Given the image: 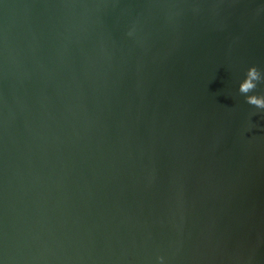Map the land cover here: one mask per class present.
I'll return each mask as SVG.
<instances>
[{
  "label": "water",
  "instance_id": "water-1",
  "mask_svg": "<svg viewBox=\"0 0 264 264\" xmlns=\"http://www.w3.org/2000/svg\"><path fill=\"white\" fill-rule=\"evenodd\" d=\"M253 65L264 0H0V264H264Z\"/></svg>",
  "mask_w": 264,
  "mask_h": 264
},
{
  "label": "clouds",
  "instance_id": "clouds-1",
  "mask_svg": "<svg viewBox=\"0 0 264 264\" xmlns=\"http://www.w3.org/2000/svg\"><path fill=\"white\" fill-rule=\"evenodd\" d=\"M262 84H264V72L253 65L247 69L245 78L239 84L238 91L240 95L245 97V102L247 104L264 112V95L254 94ZM254 127H256V125L250 123L246 131H251ZM157 264H165V257L158 256Z\"/></svg>",
  "mask_w": 264,
  "mask_h": 264
}]
</instances>
